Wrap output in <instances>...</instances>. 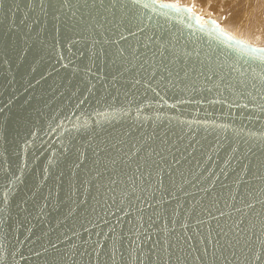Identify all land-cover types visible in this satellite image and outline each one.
Here are the masks:
<instances>
[{"label": "water", "instance_id": "95a60500", "mask_svg": "<svg viewBox=\"0 0 264 264\" xmlns=\"http://www.w3.org/2000/svg\"><path fill=\"white\" fill-rule=\"evenodd\" d=\"M213 22L0 0V264H264V46Z\"/></svg>", "mask_w": 264, "mask_h": 264}, {"label": "bare ground", "instance_id": "6f19581e", "mask_svg": "<svg viewBox=\"0 0 264 264\" xmlns=\"http://www.w3.org/2000/svg\"><path fill=\"white\" fill-rule=\"evenodd\" d=\"M171 1L174 3L176 2V4L178 2V4L187 6V0H171ZM206 1L207 0H205L203 3L205 4ZM226 1H228V3L230 4L229 7L222 4L221 2V4L224 5V7L222 5L221 7L225 8V11L227 13L230 12L227 14V17L228 16L230 17L226 19L224 18L225 30L231 32L232 36L240 38L245 42L264 46V0H225V2ZM193 3H195V7H199V11H198L199 15L201 16L202 15L204 16V14L206 15L210 14V16L214 15L213 12L209 10L210 8H208V5L206 7L203 5L200 6L199 5L200 3L198 4L195 0H193ZM211 5L212 4H210L209 6L211 7ZM211 9L214 10L215 9L214 6ZM216 21L219 20H217L216 18Z\"/></svg>", "mask_w": 264, "mask_h": 264}, {"label": "rangeland", "instance_id": "374dc122", "mask_svg": "<svg viewBox=\"0 0 264 264\" xmlns=\"http://www.w3.org/2000/svg\"><path fill=\"white\" fill-rule=\"evenodd\" d=\"M169 1V0H168ZM171 1V0H170ZM200 6H207L208 5V8H210L209 10H211L212 12H213V14L214 15H212V16H214V17H212V16H210V14H204V16L202 15H199L198 14V11H199V7H195V3H193V0H187V6L189 7V9L192 11V12H195L199 17H201L202 19L204 18V17H208V15H209V17H211L212 19H214L213 21L216 23V24H218L223 30H225V28H224V18L226 19V18H228V17H230V16H228L227 17V14L228 13H230V12H226L225 11V8H222L221 7V5L222 4H224V5H226L227 7H229L230 6V4L228 3V1H226L225 2V0H215V2H214V0H211V1H209V0H207L206 2H205V4L203 3L205 0H195ZM202 1V2H201ZM209 1V2H208ZM212 1H213V3H212ZM219 1V2H218ZM221 2H222V4H221ZM225 2V3H224ZM237 2V1H236ZM176 3V2H175ZM228 5H227V4ZM177 4H178V2H177ZM210 4H212L213 6H214V10L213 9H211V8H213V6L211 5V7L209 6ZM218 6H217V5ZM220 4V5H219ZM216 5V6H215ZM224 5H222L223 7H224ZM233 6V5H232ZM223 9H221V8ZM220 8V9H219ZM217 10H219V11H217ZM224 11V12H223ZM224 14H225V16H224ZM219 17V18H218ZM216 18H217V20H219V21H216ZM222 20V21H221ZM221 22V23H220ZM225 31H227V30H225ZM229 34H231V32H229V31H227Z\"/></svg>", "mask_w": 264, "mask_h": 264}, {"label": "snow or ice", "instance_id": "6c2138e0", "mask_svg": "<svg viewBox=\"0 0 264 264\" xmlns=\"http://www.w3.org/2000/svg\"><path fill=\"white\" fill-rule=\"evenodd\" d=\"M213 23H214V22H213ZM254 51H259V52L264 53V49H258V50L254 49ZM253 58H255V57H253ZM259 58H260L261 60H264V56H260Z\"/></svg>", "mask_w": 264, "mask_h": 264}]
</instances>
